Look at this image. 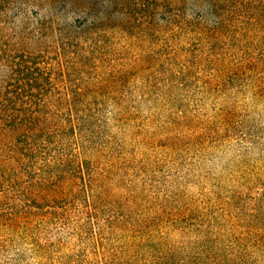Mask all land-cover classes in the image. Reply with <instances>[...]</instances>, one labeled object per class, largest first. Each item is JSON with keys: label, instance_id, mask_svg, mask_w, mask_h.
I'll list each match as a JSON object with an SVG mask.
<instances>
[{"label": "rangeland", "instance_id": "374dc122", "mask_svg": "<svg viewBox=\"0 0 264 264\" xmlns=\"http://www.w3.org/2000/svg\"><path fill=\"white\" fill-rule=\"evenodd\" d=\"M0 264H264V0H0Z\"/></svg>", "mask_w": 264, "mask_h": 264}, {"label": "trees", "instance_id": "16d2710c", "mask_svg": "<svg viewBox=\"0 0 264 264\" xmlns=\"http://www.w3.org/2000/svg\"><path fill=\"white\" fill-rule=\"evenodd\" d=\"M86 9L88 11H90V13H94L96 11V6H100L101 9L99 10H103L104 11V8H105V5H102V3H96L95 1H90V2H87L86 3ZM98 21H100V19H89V17H83V26L85 29H93V28H96L97 25H98Z\"/></svg>", "mask_w": 264, "mask_h": 264}]
</instances>
